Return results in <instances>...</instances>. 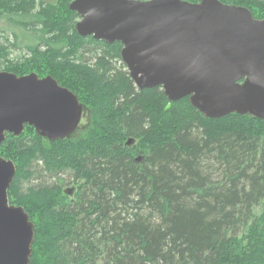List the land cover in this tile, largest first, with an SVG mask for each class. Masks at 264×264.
<instances>
[{
  "label": "trees",
  "instance_id": "1",
  "mask_svg": "<svg viewBox=\"0 0 264 264\" xmlns=\"http://www.w3.org/2000/svg\"><path fill=\"white\" fill-rule=\"evenodd\" d=\"M219 1L264 18V0ZM69 2L0 0V70L50 75L89 114L79 135L25 125L0 144L8 201L33 224L29 264H264V118L137 89L121 44L79 35Z\"/></svg>",
  "mask_w": 264,
  "mask_h": 264
},
{
  "label": "water",
  "instance_id": "2",
  "mask_svg": "<svg viewBox=\"0 0 264 264\" xmlns=\"http://www.w3.org/2000/svg\"><path fill=\"white\" fill-rule=\"evenodd\" d=\"M69 8L79 35L121 44L137 89L159 86L170 101L188 96L207 118H264V18L248 8L219 0H70ZM82 111L52 76L0 70V144L25 125L48 141L64 139ZM14 174L13 162L0 156V264H29L33 224L8 201Z\"/></svg>",
  "mask_w": 264,
  "mask_h": 264
},
{
  "label": "rangeland",
  "instance_id": "3",
  "mask_svg": "<svg viewBox=\"0 0 264 264\" xmlns=\"http://www.w3.org/2000/svg\"><path fill=\"white\" fill-rule=\"evenodd\" d=\"M3 28H5L4 33L9 34L8 33V22H7V20H5L4 17H0V30ZM0 35H2L1 32H0ZM18 49H21V48H18ZM18 49L12 50V56H16L17 54L20 53V51ZM88 122H89V114H88L87 108L85 107V109H83V111H82L78 127L73 134L79 135L87 127ZM69 187L70 186H67L66 188H69Z\"/></svg>",
  "mask_w": 264,
  "mask_h": 264
},
{
  "label": "flooded vegetation",
  "instance_id": "4",
  "mask_svg": "<svg viewBox=\"0 0 264 264\" xmlns=\"http://www.w3.org/2000/svg\"><path fill=\"white\" fill-rule=\"evenodd\" d=\"M83 109H85V106L83 105Z\"/></svg>",
  "mask_w": 264,
  "mask_h": 264
}]
</instances>
